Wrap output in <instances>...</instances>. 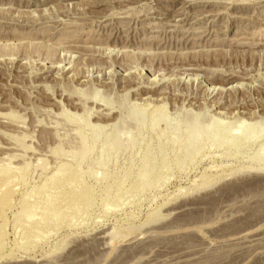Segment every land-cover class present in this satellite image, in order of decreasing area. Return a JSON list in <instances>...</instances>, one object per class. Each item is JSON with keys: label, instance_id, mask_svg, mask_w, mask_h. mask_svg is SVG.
<instances>
[{"label": "rangeland", "instance_id": "1", "mask_svg": "<svg viewBox=\"0 0 264 264\" xmlns=\"http://www.w3.org/2000/svg\"><path fill=\"white\" fill-rule=\"evenodd\" d=\"M212 120L264 128V0H0V264H264V129Z\"/></svg>", "mask_w": 264, "mask_h": 264}, {"label": "bare ground", "instance_id": "2", "mask_svg": "<svg viewBox=\"0 0 264 264\" xmlns=\"http://www.w3.org/2000/svg\"><path fill=\"white\" fill-rule=\"evenodd\" d=\"M224 124H223V122H219V120H212L211 121V123H209V127H206L207 129L209 128V135L212 137V139H215L216 137H217V133L220 131V132H223V135L224 134H226V135H228L229 137H228V141L230 142V143H232V142H235V141H237V140H239V139H242V138H244L246 141H249V142H251V141H256L257 139H260L261 140V135H262V130L264 129V128H259L258 126H254V127H252V128H250L249 130H247V127H246V124L244 123H239V130L241 131L240 133L241 134H239V135H231L230 134V131L228 130V128H225L224 126H223ZM264 125V124H263ZM196 127H197V125H196ZM205 127V126H204ZM92 129V131H94V132H100L101 134H102V132L103 131H105V127H101V126H92L91 127ZM245 131H248V133L247 132H245ZM94 132H93V134H94ZM110 132H108V133H106V132H103V135H101V137H100V135H99V137L97 136V138H95L96 136L95 135H93L92 136V138L90 139V143L92 144V145H94L98 140H100V139H102L103 141H104V146H108L109 145V147H112L113 146V142L112 141H105V140H108V138H110V134H109ZM201 133V129L200 128H197V129H194L193 130V133H192V136L191 137H193V138H195L196 139V137L198 136V134H200ZM228 133V134H227ZM116 143V142H115ZM259 147H260V149L259 150H263L264 151V143H261V144H259L258 145ZM237 149V148H236ZM237 151V150H236ZM264 155V154H263ZM155 169H158V168H156L155 167ZM155 169H154V171H155ZM77 169H74L72 172L74 173V171H75V173H76V176L77 177H79L78 176V172L76 171ZM75 175H66V176H63V178H60L59 179V181H58V184H56L55 185V190L56 189H58L59 191H62V193L64 192V194H65V191H69L70 192V190H72V189H75L77 186L75 185V184H78L79 185V183H75V180L76 181H78V178L76 177V179H75V177H74ZM79 180H80V177H79ZM79 182V181H78ZM80 183H81V180H80ZM256 184V183H255ZM259 184V183H258ZM258 184H256V185H258ZM263 185V184H262ZM251 185H249L248 187H250ZM79 187V186H78ZM253 188V187H252ZM77 189V188H76ZM115 190H116V188H114ZM258 189V188H257ZM91 191V190H90ZM67 192H66V194L64 195V198L66 197V195H68V197L70 196V193H68L67 194ZM72 193H71V196H70V199H75V198H73L72 197V194H73V190L71 191ZM85 192V191H84ZM119 192V191H118ZM77 193H81V192H79L78 190L77 191H75L74 192V194H77ZM113 193V192H112ZM73 194V195H74ZM107 194V193H106ZM110 194H111V191H110ZM78 195H80V194H78ZM84 195V194H83ZM83 195L81 196V197H79V198H76V199H81L80 201H82L83 202V200H82V197H83ZM107 195H109V194H107ZM51 197V196H50ZM62 198H63V195L61 196ZM61 197L59 198V199H57L56 200V202L54 203V205L56 204V203H58L59 201H60V199H61ZM72 197V198H71ZM76 197H77V195H76ZM64 198H63V201H64ZM69 199V200H70ZM59 200V201H58ZM62 200V199H61ZM67 200H68V198H66L65 199V203L64 204H66V205H64V206H66V207H68V205L70 204L71 205V203L69 202H67ZM72 200H71V202H72ZM49 201H51V200H49ZM48 201V202H49ZM58 201V202H57ZM62 202V201H61ZM68 203V205H67V203ZM74 202V201H73ZM73 202H72V205L71 206H73ZM85 202V201H84ZM83 202V203H84ZM36 203L37 202H35L34 204H32V207H35V206H37L36 205ZM81 203V202H80ZM59 205H60V202L58 203ZM77 204V202H75V204L74 205H76ZM59 205H58V207H59ZM61 205L63 206V203H61ZM69 205V206H70ZM81 205V204H80ZM63 206V207H64ZM31 207V206H30ZM39 207V206H38ZM57 207V206H56ZM57 207V208H58ZM61 207V206H60ZM59 207V208H60ZM66 207H64V208H66ZM58 208V209H59ZM39 209V208H38ZM61 209H62V207H61ZM35 210H37V209H35ZM27 213H28V211H27ZM24 214V213H23ZM33 215V214H32ZM24 216V215H23ZM31 216V215H30ZM30 216H27L28 217V219H30ZM37 216V215H36ZM40 218V217H39ZM47 218V217H46ZM27 219V218H26ZM44 218L42 217L41 218V221L43 220ZM37 226H39V225H37ZM35 232V231H34Z\"/></svg>", "mask_w": 264, "mask_h": 264}]
</instances>
